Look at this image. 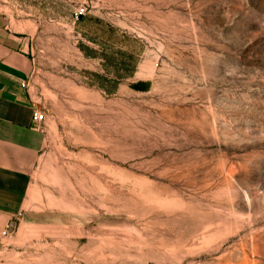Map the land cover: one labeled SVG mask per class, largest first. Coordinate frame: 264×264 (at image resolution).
I'll return each instance as SVG.
<instances>
[{
	"label": "rangeland",
	"instance_id": "1",
	"mask_svg": "<svg viewBox=\"0 0 264 264\" xmlns=\"http://www.w3.org/2000/svg\"><path fill=\"white\" fill-rule=\"evenodd\" d=\"M0 4L86 8L104 58L40 62L44 146L0 264H264V0Z\"/></svg>",
	"mask_w": 264,
	"mask_h": 264
},
{
	"label": "crops",
	"instance_id": "2",
	"mask_svg": "<svg viewBox=\"0 0 264 264\" xmlns=\"http://www.w3.org/2000/svg\"><path fill=\"white\" fill-rule=\"evenodd\" d=\"M21 12L0 4V213L9 216L21 210L29 184L28 166L44 146L43 131L32 120L33 109L39 107L30 95L43 72L40 62L62 59L53 56L52 49L63 55L69 53L78 73L82 66L77 61L85 56L90 70L104 69L100 54L85 52L90 49L83 45L85 14L75 20L72 10L65 20L55 21Z\"/></svg>",
	"mask_w": 264,
	"mask_h": 264
},
{
	"label": "built area",
	"instance_id": "3",
	"mask_svg": "<svg viewBox=\"0 0 264 264\" xmlns=\"http://www.w3.org/2000/svg\"><path fill=\"white\" fill-rule=\"evenodd\" d=\"M85 13H86V8L78 7L73 12V17L75 20H77L79 15H84ZM32 120L34 121L35 126H37L38 128L42 127V125L46 120V112L43 109L34 108L32 112Z\"/></svg>",
	"mask_w": 264,
	"mask_h": 264
},
{
	"label": "water",
	"instance_id": "4",
	"mask_svg": "<svg viewBox=\"0 0 264 264\" xmlns=\"http://www.w3.org/2000/svg\"><path fill=\"white\" fill-rule=\"evenodd\" d=\"M82 17H83L82 15H79V16H78V19H82Z\"/></svg>",
	"mask_w": 264,
	"mask_h": 264
}]
</instances>
